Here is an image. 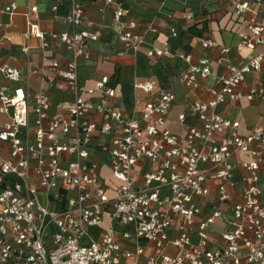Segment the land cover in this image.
<instances>
[{
    "label": "built area",
    "instance_id": "obj_1",
    "mask_svg": "<svg viewBox=\"0 0 264 264\" xmlns=\"http://www.w3.org/2000/svg\"><path fill=\"white\" fill-rule=\"evenodd\" d=\"M104 3L122 52L136 54L145 42L139 24L122 18L128 12L122 2ZM60 4L68 29L58 32L43 31L31 18L37 6L28 5L21 49L27 52L33 37L45 47L50 37L71 52L65 62L43 58L40 69L42 81L53 72L72 95L64 113L51 112L47 90L32 97L10 93L5 81L20 80L21 70L0 61V264H264V126L241 132L237 119L218 110L264 95L262 81L245 83L248 73L264 75V22L255 20L251 3L232 0L235 14H253L239 34L247 48H260L253 56L233 63L228 46L205 36L197 38L198 59L179 54L188 64L180 83L209 94L178 114L182 136L166 127L171 90L154 91V81L136 84L153 92L136 118L111 103V76L92 86L81 82L78 60L89 57L98 32L80 0H58L55 18ZM16 9L12 2L3 11ZM165 54L167 39L147 50L149 57ZM212 60L225 63L226 73L205 86ZM90 110L98 120L87 118ZM96 135L110 140L96 143ZM95 153L107 158L108 177Z\"/></svg>",
    "mask_w": 264,
    "mask_h": 264
},
{
    "label": "crops",
    "instance_id": "obj_2",
    "mask_svg": "<svg viewBox=\"0 0 264 264\" xmlns=\"http://www.w3.org/2000/svg\"><path fill=\"white\" fill-rule=\"evenodd\" d=\"M80 1L84 7L85 18L94 23V29L98 32V37L89 43V57L78 60V76L81 82L92 86L102 75L111 76V84L115 89L111 103L127 116L136 118L140 117L144 102L149 100L153 93L149 94L136 88V84L154 81V91L158 88L171 90L175 98L166 119V127L181 136L184 135V130L177 124L178 114L186 111L190 102L205 100L209 94L204 90H191L180 83L179 76L188 64L179 54L187 53L193 60L198 59L202 53L197 39L200 36L209 37L218 44L228 46V58L233 63L245 61L260 49H249L241 42L239 34L248 31L249 18L253 14H235L232 0H116L128 8L122 18L136 21L140 31H143L145 42L136 54L122 52V44L112 29L111 6L106 5L104 0ZM247 1L255 12V20L264 22V0ZM12 2L17 5V9L13 13L4 12V6ZM57 3L58 0H0V20L3 22L0 29V61L21 70L20 80L5 81L9 92L18 97H32L39 91L47 90L53 114L64 113L72 101V95L67 92L63 80L53 72H47L44 75L45 81H42L40 69L45 65L43 58L46 62H65L71 59L72 54L55 38L48 37V45L45 47H42L39 38H30L27 52L22 51L21 43L28 28L26 10L29 4L37 6L36 17L31 15V18L43 31L58 32L68 29L62 18L67 11L65 5L58 6L59 17H54L52 6ZM186 14L191 16L186 18ZM203 25L206 28L199 35L189 30L192 26L200 30ZM170 27L175 28L176 35H170ZM166 39L169 40L170 55H147L149 48L162 46ZM210 55L215 59L218 53L211 51ZM224 64L212 60V74L201 79V83L205 86L214 85L215 76L226 73ZM32 68L39 69V72L32 73ZM256 80L264 84V75L248 73L245 83ZM136 100L139 104L134 103ZM218 110L232 119H237L241 132L257 124L264 126V95L255 101H229L219 105ZM87 118L98 120L93 110L89 111ZM188 122L197 124L193 117L188 118ZM109 140L110 136L94 137L96 143ZM97 157L100 160L102 176L108 177L107 158L104 155ZM201 204L205 207V200H202Z\"/></svg>",
    "mask_w": 264,
    "mask_h": 264
},
{
    "label": "trees",
    "instance_id": "obj_3",
    "mask_svg": "<svg viewBox=\"0 0 264 264\" xmlns=\"http://www.w3.org/2000/svg\"><path fill=\"white\" fill-rule=\"evenodd\" d=\"M206 27L203 25V27L200 29V30H197L195 29L193 26L189 28V30L192 32V33H195L197 35L201 34L202 30H204Z\"/></svg>",
    "mask_w": 264,
    "mask_h": 264
},
{
    "label": "rangeland",
    "instance_id": "obj_4",
    "mask_svg": "<svg viewBox=\"0 0 264 264\" xmlns=\"http://www.w3.org/2000/svg\"><path fill=\"white\" fill-rule=\"evenodd\" d=\"M106 168L108 169V165H106Z\"/></svg>",
    "mask_w": 264,
    "mask_h": 264
}]
</instances>
